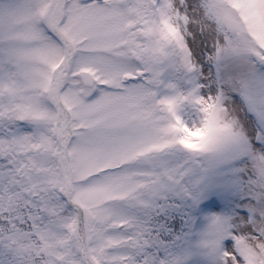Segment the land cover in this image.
<instances>
[{
  "label": "snow or ice",
  "instance_id": "1",
  "mask_svg": "<svg viewBox=\"0 0 264 264\" xmlns=\"http://www.w3.org/2000/svg\"><path fill=\"white\" fill-rule=\"evenodd\" d=\"M0 264H264V0H0Z\"/></svg>",
  "mask_w": 264,
  "mask_h": 264
}]
</instances>
